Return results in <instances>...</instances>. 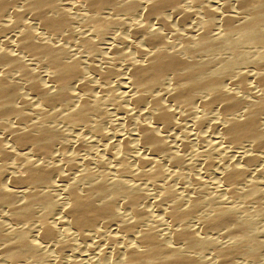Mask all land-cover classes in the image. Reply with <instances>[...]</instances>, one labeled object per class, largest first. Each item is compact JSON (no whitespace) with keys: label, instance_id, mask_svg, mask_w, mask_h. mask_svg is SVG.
<instances>
[{"label":"bare ground","instance_id":"obj_1","mask_svg":"<svg viewBox=\"0 0 264 264\" xmlns=\"http://www.w3.org/2000/svg\"><path fill=\"white\" fill-rule=\"evenodd\" d=\"M0 264H264V0H0Z\"/></svg>","mask_w":264,"mask_h":264},{"label":"rangeland","instance_id":"obj_2","mask_svg":"<svg viewBox=\"0 0 264 264\" xmlns=\"http://www.w3.org/2000/svg\"><path fill=\"white\" fill-rule=\"evenodd\" d=\"M112 117V115L110 116V118ZM111 121H112V119H111ZM116 125V126H115ZM113 127H115L116 129H114V131L115 132H120V131H122V129L121 128H123V126H122V122L120 123V122H117V123H114L113 125H112ZM122 126V127H121ZM120 130V131H119ZM20 169H16V171H18V172H21V171H19Z\"/></svg>","mask_w":264,"mask_h":264}]
</instances>
